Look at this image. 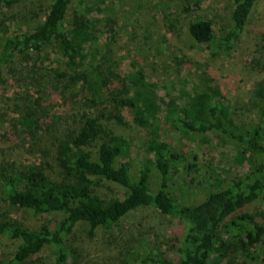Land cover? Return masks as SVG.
<instances>
[{
    "label": "trees",
    "instance_id": "obj_1",
    "mask_svg": "<svg viewBox=\"0 0 264 264\" xmlns=\"http://www.w3.org/2000/svg\"><path fill=\"white\" fill-rule=\"evenodd\" d=\"M21 1L0 0V15ZM258 2L229 0L219 34L210 20L186 19L185 45H206L215 57L228 58ZM109 3L49 0L42 21L21 33L0 21V78L9 70L5 80L15 88L6 99L11 119L0 115L1 139L13 149L23 147L24 156L49 158L56 176L9 151L0 158V239L15 244L0 264L36 263L34 257L46 250L54 264H77L69 242L76 228L84 227L87 238L98 231L111 238L123 220L149 208L174 221L168 249L137 241L128 250L129 264H264V79L251 91L254 117L248 123L234 120L224 94L202 68L175 79V94L163 98L140 61L130 62L122 77L99 40L112 28ZM51 52L59 70L43 64ZM60 108L65 116L54 114ZM124 112L142 138L127 139L105 125L127 127ZM163 127L188 139L235 145L231 162L238 174L207 178L202 199L181 193L172 183L180 157L162 140ZM134 149L144 157L132 169L126 160ZM111 186L122 194L106 198L98 192H112ZM16 210L28 212L35 228L14 219Z\"/></svg>",
    "mask_w": 264,
    "mask_h": 264
},
{
    "label": "rangeland",
    "instance_id": "obj_2",
    "mask_svg": "<svg viewBox=\"0 0 264 264\" xmlns=\"http://www.w3.org/2000/svg\"><path fill=\"white\" fill-rule=\"evenodd\" d=\"M111 1L107 19L112 28L102 29L99 40L103 46L106 44L105 47H108L122 77L128 74L130 62L140 61L145 67L147 79L158 85L161 97L167 98L177 90V87L173 88L175 79L186 77L202 68L224 94L233 111L234 120L248 123L253 119L251 91L260 79H264V0H259L251 10L244 30L237 44L233 45L228 58L215 57L214 50L206 45L189 49L184 41V24L188 18H204L212 21L214 33L219 34L229 18V0ZM48 3L49 0H22L4 16L2 13L0 21L5 18V25L10 32L21 33L42 21L43 11ZM43 64L47 69L59 70L57 58L52 52ZM20 68L21 66L18 70ZM8 72L9 70L3 71L0 78L4 79V84H0V115L10 120V110H7L9 101L6 99L15 88L5 80L8 79ZM63 110L65 109L60 108L58 112L54 111V114L65 116L66 114H62ZM123 115L127 127H117L111 123L105 125L115 134L127 139L142 138L144 133L136 132L132 128L131 115L126 112ZM71 121L67 118L63 120L67 125ZM162 140L170 143L180 157L173 171L172 183L174 188L185 195L202 199L205 196L202 186L207 178L223 181L238 174V169L231 162L236 147L225 140L207 137L203 143L181 137L166 127L162 129ZM13 145L17 147L18 143L14 142ZM8 151L12 152L16 159L44 164L47 174L52 178L56 177L49 170V165H52L49 158L37 154L24 156L23 147L13 149V146L3 142L0 136V158L9 154ZM143 157L142 150L134 149L126 161L134 169ZM98 192L106 198L122 194V191L115 187H112V192L107 189ZM11 216L27 227L35 228L37 225L28 212L16 210ZM262 223L264 226L263 221ZM173 224L174 221L168 215L157 209H141L123 220L111 238L105 237L102 231H98L94 238H87L84 227H78L69 242L78 253L77 264H129V248H134L135 243L141 240L158 247L160 244L164 245L172 236L170 228L175 226ZM132 238L133 242L128 243ZM14 245L0 239V258L8 257L13 252ZM163 248L168 249L165 245ZM34 260L36 263L32 264H54L50 250L34 257ZM243 261L238 260V263L257 264ZM69 264H73L72 260Z\"/></svg>",
    "mask_w": 264,
    "mask_h": 264
}]
</instances>
